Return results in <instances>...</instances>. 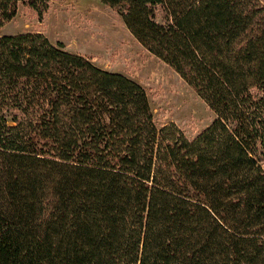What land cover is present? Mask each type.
<instances>
[{"label": "trees", "instance_id": "obj_1", "mask_svg": "<svg viewBox=\"0 0 264 264\" xmlns=\"http://www.w3.org/2000/svg\"><path fill=\"white\" fill-rule=\"evenodd\" d=\"M98 1L215 118L158 127L133 79L0 35V264H264V0Z\"/></svg>", "mask_w": 264, "mask_h": 264}, {"label": "rangeland", "instance_id": "obj_2", "mask_svg": "<svg viewBox=\"0 0 264 264\" xmlns=\"http://www.w3.org/2000/svg\"><path fill=\"white\" fill-rule=\"evenodd\" d=\"M29 1H19L0 35L42 32L52 43L61 42L96 66L133 79L143 87L158 127L173 122L193 138L214 120L208 105L135 39L113 8L98 0H34L45 9L39 18Z\"/></svg>", "mask_w": 264, "mask_h": 264}]
</instances>
